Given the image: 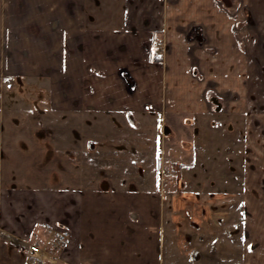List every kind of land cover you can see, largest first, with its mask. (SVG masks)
Segmentation results:
<instances>
[{
  "label": "crops",
  "instance_id": "obj_1",
  "mask_svg": "<svg viewBox=\"0 0 264 264\" xmlns=\"http://www.w3.org/2000/svg\"><path fill=\"white\" fill-rule=\"evenodd\" d=\"M57 4L0 0V143L4 79L8 74L49 78V110L118 117L116 125L111 120L97 125L106 126L105 133L116 129L115 138L111 133L100 142L111 144L110 152L98 154L102 168L111 167L104 160L114 158L117 171L109 179L86 182L81 177L86 164L71 165L64 147H57L59 164L7 168L0 150V264H208L214 244L221 247L224 264H264V182L259 183L264 173V0ZM163 40L169 50L156 63L152 47ZM207 106L224 119L242 116L244 163L238 181L237 170H225L233 175L222 193L223 242L204 238L207 243H197V249L189 229L199 228L198 222L190 221L186 206L179 204L188 197L169 204L154 180L159 156L151 148L138 158L129 151L133 121L143 127L151 121L127 117L152 113L158 116L153 126L179 119L195 124L196 117L209 115ZM118 126L128 129L124 133ZM123 144L125 149H116ZM25 174L43 176L45 182L23 184L8 177ZM106 180L112 186L101 187ZM195 198L198 202L199 194ZM223 207L230 208L227 214ZM171 210L175 214L169 219ZM62 230L69 238L56 250ZM31 247L38 249V260L29 255Z\"/></svg>",
  "mask_w": 264,
  "mask_h": 264
},
{
  "label": "rangeland",
  "instance_id": "obj_2",
  "mask_svg": "<svg viewBox=\"0 0 264 264\" xmlns=\"http://www.w3.org/2000/svg\"><path fill=\"white\" fill-rule=\"evenodd\" d=\"M57 3L58 0H56V5ZM152 49L156 50L155 56L162 57L168 53L169 45L163 40L157 42ZM195 71L193 69L192 73ZM44 79L16 77L13 74H8V77L4 79L3 146L0 143L4 165L7 168L31 169L36 166L46 167L53 160L59 164L61 153L58 155L57 147H60V150L64 147L71 165L77 167L79 163L86 164L85 169L82 168L84 174L81 175L86 182H96L101 177L105 180L109 179V175H115L114 171H117V168H112V164L116 162L115 159L104 160L106 165L111 167L102 168L104 162L101 161L103 158H99V154L101 149L110 152L111 144L108 142L100 144V142L105 138L104 135L109 138L111 133L115 138L116 129L115 133H105L107 127L100 128L97 125L105 124V121L110 120L116 125L118 117L108 114L95 115L89 112L68 114L49 110L47 97L50 84L48 80L50 79ZM233 98L232 96V101ZM261 101H264V97ZM209 105L212 106V104ZM211 106H207L211 111L209 115L196 117L195 124L178 118L179 120L174 122L166 121L163 126H153V120L158 121V116L152 113L127 117L128 120H141L142 118L151 121L148 127H143L138 121H133L134 127L129 130L134 131L131 132L134 136L130 139L133 141L134 149L129 151L131 156L138 158L143 154L142 151H149L151 148L152 155L159 156L154 160L158 166V174L154 175V180L162 184L169 204L174 205L179 202L182 195L188 197L185 203L180 202L179 204L186 206L190 221L198 222L200 229H189L193 237L191 244L197 249L198 244L206 242L204 238L209 243L214 240L223 242L225 232L221 220L224 218L222 202L225 201V197L222 193L223 189L228 186L227 184H230L228 178L233 175H226L225 170L230 168L233 169L232 171L237 170L238 172L234 175L238 181L240 177L238 174L244 163L245 136L242 116L237 115L235 119L233 116L225 115L224 119L219 117L215 107ZM211 121H214L212 126H210ZM117 129L125 133L128 128L118 126ZM126 147L127 144H123L116 149L122 150ZM52 151H55L54 158L53 155L51 156ZM113 152L118 153L115 150ZM45 153H49V156L45 157ZM8 177L13 181L17 179L23 184L25 182L31 185H43L45 182L43 176L34 174ZM109 181L104 182L101 187L112 186ZM262 182H264V173L259 175V183ZM197 194H199L198 202L195 198ZM200 204L201 207H199ZM224 207L223 209L227 210L224 214H227L230 208ZM168 213L170 219V215L174 216L175 210ZM249 219L251 218L247 219L248 225ZM224 224L228 225L227 222ZM213 246H217V250H214L211 257H208L212 259L211 262L208 261V264H224L221 247L217 244Z\"/></svg>",
  "mask_w": 264,
  "mask_h": 264
},
{
  "label": "built area",
  "instance_id": "obj_3",
  "mask_svg": "<svg viewBox=\"0 0 264 264\" xmlns=\"http://www.w3.org/2000/svg\"><path fill=\"white\" fill-rule=\"evenodd\" d=\"M68 238H69V234L67 231H64V230L59 231V233H58V235L54 241L55 249L60 250L62 248V246L67 242ZM37 252H39V251L35 247H31L29 249V255L35 260H38V257L36 255ZM34 264H37V263L34 262Z\"/></svg>",
  "mask_w": 264,
  "mask_h": 264
},
{
  "label": "trees",
  "instance_id": "obj_4",
  "mask_svg": "<svg viewBox=\"0 0 264 264\" xmlns=\"http://www.w3.org/2000/svg\"><path fill=\"white\" fill-rule=\"evenodd\" d=\"M155 52H156V50L155 49H153L152 50V61H154V62H156V63H160V62H162V57L161 56H155Z\"/></svg>",
  "mask_w": 264,
  "mask_h": 264
}]
</instances>
